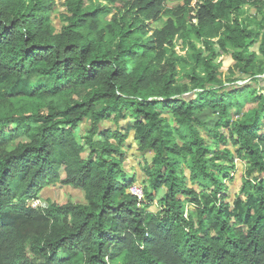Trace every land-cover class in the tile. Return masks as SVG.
Instances as JSON below:
<instances>
[{"label": "trees", "instance_id": "1", "mask_svg": "<svg viewBox=\"0 0 264 264\" xmlns=\"http://www.w3.org/2000/svg\"><path fill=\"white\" fill-rule=\"evenodd\" d=\"M104 1L63 0L56 32L54 0H0V264H264V96L252 88L264 75V0ZM224 55L249 83L225 87ZM248 98L260 111L232 120ZM128 129L152 153L145 201L122 170ZM8 133L25 140L9 149ZM226 140L234 152L218 149ZM236 159L246 175L230 200ZM54 184L85 202L33 207Z\"/></svg>", "mask_w": 264, "mask_h": 264}, {"label": "rangeland", "instance_id": "2", "mask_svg": "<svg viewBox=\"0 0 264 264\" xmlns=\"http://www.w3.org/2000/svg\"><path fill=\"white\" fill-rule=\"evenodd\" d=\"M55 5L53 7V12L51 15V23L55 29L56 32H58L63 25L62 23V18L61 15L64 13L63 10V0H54ZM94 4H100V5H107L104 0H92ZM166 8L171 9L176 6L183 5V0H166L165 2ZM245 14L246 16L248 15H254L256 13L255 9L253 7H245ZM167 16L163 15L161 19L157 22L151 23L152 28H160L165 21L167 20ZM257 18H260L258 15ZM174 50L177 52L178 55H184L185 51H180V45L178 41H174ZM198 47H201V44L198 43ZM252 49H255L252 48ZM217 63H220V75L221 79L225 80L224 85L225 87H235V86H242L246 83H249V80L246 79L245 76L240 75L236 72L233 71V73H229L227 69L231 68L233 65V61L229 56H221L217 58ZM180 81H184L181 79V74H179ZM257 85H253V90L256 91L257 96H264V75L257 77ZM251 92V91H250ZM259 112L260 107L258 102L251 101L249 98L247 102L245 103L243 109L241 110V113L239 115H236L234 113L233 109H230V114L232 120H239L241 118H249L253 115L254 112ZM164 117L166 118L167 122L172 128H176L178 132L180 133L179 135L185 137L186 139L190 138V134L188 129H186L185 126L178 125L173 118L169 114L163 113ZM131 121L126 120V121H119L117 124L114 123L111 120H106L102 124V127H105L107 129L114 130L119 129V131H123L126 127V125H130ZM91 123L90 120H84L82 123L79 124L78 128L76 129V134L80 139H83L88 135V132L90 130ZM201 134L205 138V140L208 141V137L206 134L201 130ZM221 134H223L224 129L219 130ZM126 135L127 140L123 144V150L125 151L126 154V159L125 162L123 163L122 170L124 173L129 175L130 177H134L136 179L135 184L132 187H135L137 189L136 191L139 193H142L144 191H149L147 188V182L145 178V173L144 170L142 169L143 165L145 163H149L152 158V153L148 152H140L138 151V144L133 138V131L131 130H126ZM177 140L179 141V138L176 137ZM25 138L21 134H16V133H8V142H9V149H12L18 142L24 141ZM210 146H212V143L210 141L209 143ZM219 150H225V149H230L231 152H234L233 149H231V146L229 144V141L226 140V142L221 143L220 146L218 147ZM245 164L240 162L239 160H235V167L234 170L231 171V179L226 180V185L230 190V200L235 197V195H238L240 185H241V179L245 177ZM254 175V174H253ZM255 176V175H254ZM61 177H64V174H61ZM131 187V188H132ZM163 192H160L158 196L155 198L154 203L149 207L147 211L149 212H156L161 205L160 199L163 197ZM73 201L74 203H84V197L83 193L78 190V189H72L68 186H63L60 184H54V185H48L46 186L42 193L38 196V199L35 200V202L32 203L33 207H46L48 203H63L67 201ZM142 201H145V198H142ZM185 211L192 212L193 208L185 203Z\"/></svg>", "mask_w": 264, "mask_h": 264}, {"label": "built area", "instance_id": "3", "mask_svg": "<svg viewBox=\"0 0 264 264\" xmlns=\"http://www.w3.org/2000/svg\"><path fill=\"white\" fill-rule=\"evenodd\" d=\"M135 187L130 188V193L134 196H136L138 199L142 198V193H139V191H136Z\"/></svg>", "mask_w": 264, "mask_h": 264}]
</instances>
